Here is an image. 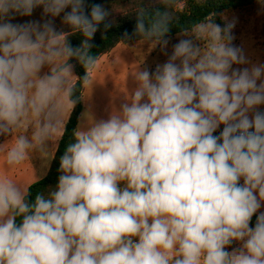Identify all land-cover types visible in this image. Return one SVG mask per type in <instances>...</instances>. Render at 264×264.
Listing matches in <instances>:
<instances>
[{
  "label": "clouds",
  "instance_id": "1",
  "mask_svg": "<svg viewBox=\"0 0 264 264\" xmlns=\"http://www.w3.org/2000/svg\"><path fill=\"white\" fill-rule=\"evenodd\" d=\"M160 2L136 12L133 35L167 60L137 67L119 108L73 131L56 186L30 200L31 187L0 176V264H264V64L233 67L250 61L232 43L235 19L221 26L215 12L181 27L169 55L175 0ZM38 7L63 13L80 45L53 20L12 22ZM87 8L86 0H0L6 167L48 156L66 114L97 82L91 41L108 12Z\"/></svg>",
  "mask_w": 264,
  "mask_h": 264
},
{
  "label": "rangeland",
  "instance_id": "2",
  "mask_svg": "<svg viewBox=\"0 0 264 264\" xmlns=\"http://www.w3.org/2000/svg\"><path fill=\"white\" fill-rule=\"evenodd\" d=\"M187 1L178 0L176 8L182 9ZM127 9L128 6L115 7L114 16H118ZM220 19L224 24L226 21L235 19L232 43L242 48L250 61L248 65H234L233 67L264 64V0H256L253 5L241 9L224 11L220 14ZM181 38L183 37L178 34L168 39L167 52L169 55L172 51V45ZM166 60L167 56L161 51L159 45L153 48L152 45L143 40L119 44L110 53L102 56L97 69L93 72V79L97 82L91 90L86 92V96L83 98L84 108L78 127L87 126L91 120L107 119L113 109L119 108L124 102L126 94H130L135 87L132 73L134 74L137 67L154 71L158 63H163ZM46 71L47 68L43 70V72ZM261 110H264V106H261ZM70 114H66L65 124ZM222 127L221 125L220 128ZM4 140V137H0V143ZM59 141L50 145L48 156H41L39 153L30 154L24 163L13 167H6L4 156L0 154V176L6 175L25 186H30L47 174ZM260 211H264V206L261 207ZM236 246V244L233 245V247Z\"/></svg>",
  "mask_w": 264,
  "mask_h": 264
},
{
  "label": "trees",
  "instance_id": "3",
  "mask_svg": "<svg viewBox=\"0 0 264 264\" xmlns=\"http://www.w3.org/2000/svg\"><path fill=\"white\" fill-rule=\"evenodd\" d=\"M177 1L171 7L170 11L174 16V25L172 26L169 34L165 37L166 39L173 38L180 34L181 27H187L197 21L203 20L210 13L215 12V22L224 26V22L220 19V14L227 10L241 9L253 5L256 0H188L187 4L182 8H176ZM88 6L87 11L90 12V7L92 4H100L108 12L105 22L101 23L99 30L95 33L91 43L94 47L91 49L93 55H98L100 58L108 53H110L119 44H129L138 40H142L139 36L133 35L135 23H136V12L141 8L148 10L162 9V4L160 1L154 0H86ZM128 6V9L118 16H114L115 7ZM70 10V9H69ZM63 13L61 16L52 18L50 16L43 15L42 7H38L34 10L33 14L29 17H22L16 15L15 19L12 20L13 23H25L28 21H38L41 24L46 20H53L54 26L58 32L69 33L68 40L73 47H77L82 42V34L76 32L73 33L72 29L63 24L62 22ZM104 23L111 25L107 30L104 28ZM130 34L131 39L124 38V33ZM74 68V73L78 77L84 75V69L79 64V62L73 58L69 61ZM76 96H80V88L77 85ZM83 99L75 105L71 114L65 124L66 131L62 133L63 138L60 139L58 143L57 150L54 154L53 160L51 162L50 168L45 175L33 182L29 187L32 195L29 197L33 200L37 192L47 193L49 189L54 188L58 182V177L60 175L59 160L60 156L63 154L68 143L72 141V133L77 129L81 114L83 111ZM223 128V127H222ZM222 128L218 129L214 135H219ZM256 217L253 216L250 227L255 226Z\"/></svg>",
  "mask_w": 264,
  "mask_h": 264
},
{
  "label": "crops",
  "instance_id": "4",
  "mask_svg": "<svg viewBox=\"0 0 264 264\" xmlns=\"http://www.w3.org/2000/svg\"><path fill=\"white\" fill-rule=\"evenodd\" d=\"M56 152V151H55ZM55 154V153H54ZM53 157H54V155H53Z\"/></svg>",
  "mask_w": 264,
  "mask_h": 264
}]
</instances>
